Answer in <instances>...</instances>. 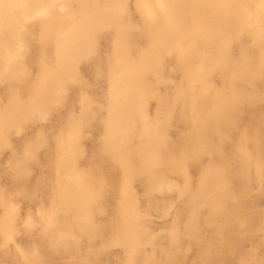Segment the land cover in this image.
<instances>
[{
    "label": "rangeland",
    "instance_id": "374dc122",
    "mask_svg": "<svg viewBox=\"0 0 264 264\" xmlns=\"http://www.w3.org/2000/svg\"><path fill=\"white\" fill-rule=\"evenodd\" d=\"M0 264H264V0H0Z\"/></svg>",
    "mask_w": 264,
    "mask_h": 264
}]
</instances>
